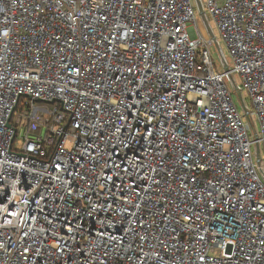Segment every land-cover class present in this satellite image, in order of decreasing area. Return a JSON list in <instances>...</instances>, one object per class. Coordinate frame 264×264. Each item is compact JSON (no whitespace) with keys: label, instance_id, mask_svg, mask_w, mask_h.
Masks as SVG:
<instances>
[{"label":"built area","instance_id":"2783aa9c","mask_svg":"<svg viewBox=\"0 0 264 264\" xmlns=\"http://www.w3.org/2000/svg\"><path fill=\"white\" fill-rule=\"evenodd\" d=\"M0 264H264V0H0Z\"/></svg>","mask_w":264,"mask_h":264},{"label":"rangeland","instance_id":"374dc122","mask_svg":"<svg viewBox=\"0 0 264 264\" xmlns=\"http://www.w3.org/2000/svg\"><path fill=\"white\" fill-rule=\"evenodd\" d=\"M208 19L210 21V24L212 25V28H213V32L216 36V38L218 39V43H214V44H210L209 45V50H210V54H211V58H212V61L215 63L216 67L219 69V70H223V65L221 63V60H220V53H219V47L222 48L224 54L226 55L227 59H228V63L229 65L232 67L233 66V58H232V55L230 54L229 52V49L226 45V42L225 40L223 39L222 35L220 34L219 30H218V27H217V24L215 23V21L213 20V17L211 15H208ZM197 20L199 22V26L200 28H204L203 26V18L202 16L200 15V13L197 14ZM238 74H234V78L235 79H238ZM229 88L233 91V99L234 101L236 102V104L238 105V107L240 108L241 111H244V107H243V103L241 101V97H240V94L238 91H236L232 84L229 82ZM242 95L243 97L246 99V103L250 106L251 109H253V103L251 101V98L249 96V92L247 90H243L242 91ZM39 104L41 105H45L47 107H49V104L48 103H43V102H39ZM53 103H50V108H52L53 106ZM19 110V109H18ZM17 110V112H18ZM20 130V133L22 135L23 133V130L24 128L23 127H20L19 128ZM21 139V137H20Z\"/></svg>","mask_w":264,"mask_h":264},{"label":"water","instance_id":"95a60500","mask_svg":"<svg viewBox=\"0 0 264 264\" xmlns=\"http://www.w3.org/2000/svg\"><path fill=\"white\" fill-rule=\"evenodd\" d=\"M39 101H42V99H38ZM49 103H54L55 102V100H51V101H48ZM9 125H10V123H9ZM260 161V158L258 159V162Z\"/></svg>","mask_w":264,"mask_h":264},{"label":"bare ground","instance_id":"6f19581e","mask_svg":"<svg viewBox=\"0 0 264 264\" xmlns=\"http://www.w3.org/2000/svg\"><path fill=\"white\" fill-rule=\"evenodd\" d=\"M44 103V102H43ZM49 104V108H50V103H48ZM52 105V104H51ZM53 106V105H52Z\"/></svg>","mask_w":264,"mask_h":264}]
</instances>
